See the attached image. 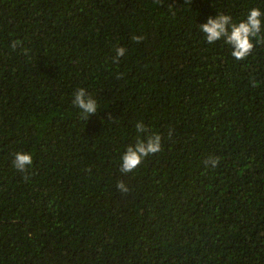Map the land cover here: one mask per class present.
<instances>
[{
  "label": "trees",
  "instance_id": "16d2710c",
  "mask_svg": "<svg viewBox=\"0 0 264 264\" xmlns=\"http://www.w3.org/2000/svg\"><path fill=\"white\" fill-rule=\"evenodd\" d=\"M252 8L0 0V264H264V42L237 61L199 28ZM80 88L99 106L86 121ZM140 120L162 151L124 174Z\"/></svg>",
  "mask_w": 264,
  "mask_h": 264
},
{
  "label": "clouds",
  "instance_id": "9594fccd",
  "mask_svg": "<svg viewBox=\"0 0 264 264\" xmlns=\"http://www.w3.org/2000/svg\"><path fill=\"white\" fill-rule=\"evenodd\" d=\"M264 12L260 8L250 9L246 19L236 23L233 21L231 15L218 14L215 18L209 17L207 22L199 25L200 31L204 34L205 40L209 44H214L217 41L223 40L225 44L231 48V56L237 60H245L251 55L255 44L264 42ZM135 42L140 43L143 41L142 36H133ZM21 44V41L15 40L12 42L11 47L15 49ZM127 49L118 47L116 49V56L114 62H119V58L123 57ZM119 78V76L117 77ZM75 105L83 114L84 120H88L90 116L97 114L98 103L97 100L87 92L86 89L80 88L74 93L72 100ZM111 118V117H109ZM137 132V139L134 144H129L121 156L120 172L127 174L132 173L138 169L142 162L150 155H155L162 151V137L159 134H149L141 138L140 134L148 132L147 126L142 120L137 121L135 124ZM171 131L169 132V138ZM219 163V158H209L206 161V166L215 168ZM13 166L18 172L25 173L31 168L33 164V157L31 153L16 152L12 161ZM29 177H24L27 180ZM118 191L128 193L129 188L123 181H118L116 184Z\"/></svg>",
  "mask_w": 264,
  "mask_h": 264
}]
</instances>
